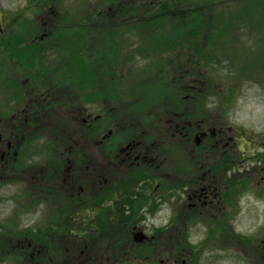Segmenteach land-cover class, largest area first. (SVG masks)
Segmentation results:
<instances>
[{
    "label": "flooded vegetation",
    "instance_id": "af4514ba",
    "mask_svg": "<svg viewBox=\"0 0 264 264\" xmlns=\"http://www.w3.org/2000/svg\"><path fill=\"white\" fill-rule=\"evenodd\" d=\"M37 1L40 9L65 6L64 0ZM34 20L30 21V45L51 36V29L59 22L57 17ZM2 32L4 29L0 27ZM4 38L0 34V44ZM7 52L11 56L13 51ZM13 57L5 58V65H0V188L3 191L0 200L9 196L5 184L11 179V170L19 166L27 186L35 190L37 218L41 217V221L36 223L33 234L10 235L8 228L13 229L16 218L3 210L0 249L5 254L13 251L25 255L30 250L31 259L36 255L41 259L46 246L44 241L39 242L43 240V209L49 201L53 214L47 216L52 218L70 217L71 213L85 215V212L90 216L106 211V204L117 217L124 210L132 211L135 204L150 200L158 190L169 212L183 219L181 225L193 221L194 216L206 215L202 219L219 220L224 223L221 228H229L226 223L229 217L219 214L218 207L222 205L225 209L232 205L235 184H239V191L252 185L257 193L261 187L262 193L264 174L251 183L254 180L245 168L236 170L244 163L234 160L232 137L217 119L210 124L211 121L194 119L184 111H177L174 117V112L165 120V135L156 140L150 132L151 125L143 119L138 121L135 111L127 104L124 105L127 119L123 117L122 105L118 111L107 106L103 72V78L97 77L95 71L92 75L91 68L86 67L85 77L81 79L80 70L75 67L57 70L56 66H44L42 58V67H34L31 58L23 65ZM92 88L100 90L98 97L92 98ZM92 104L97 113L92 112ZM161 144L171 151L166 156L155 157L154 148ZM32 157L35 162L27 166ZM163 165L162 173L156 174L155 167ZM155 175H158L156 185ZM62 228L69 232L68 237L74 232L72 226ZM60 229L51 226L49 231L59 233ZM134 229H130L131 233ZM48 240L53 246L54 239ZM255 251L262 257L264 246Z\"/></svg>",
    "mask_w": 264,
    "mask_h": 264
},
{
    "label": "rangeland",
    "instance_id": "374dc122",
    "mask_svg": "<svg viewBox=\"0 0 264 264\" xmlns=\"http://www.w3.org/2000/svg\"><path fill=\"white\" fill-rule=\"evenodd\" d=\"M75 1L66 4V6L71 9L70 13L74 10L73 15H77L76 10H78ZM98 1L101 2V0ZM143 2L145 4L146 1L144 0ZM22 4L25 6L22 7ZM213 4L217 6V9L205 11L203 8L207 6L211 8ZM262 5L264 6V0H192L190 7L194 8L195 12H201L202 15L197 13L195 21L193 19L189 20L187 23L189 28L193 23L198 25L201 24L203 27L202 33L206 34L210 29L209 27L214 25L213 22L217 21L220 26L218 32L220 37L226 38L230 35L233 36L232 39L225 42L226 44L220 42L221 47L224 50L227 47L229 51L236 52L230 53L231 55L235 56L236 54L238 56L235 57V59H237L236 61L231 62L233 66L226 64L224 61L229 52L227 51L224 56L222 49H220L218 54L214 56L215 60L212 66H210V62L205 65V67L208 68L205 72V81L204 76L201 75L202 80H199L201 87L197 94H191L187 90L189 87L187 83L189 81L188 79L184 80V78H178L177 75L182 72V69L171 70L170 68H162L159 66L153 67L148 71L150 75L145 73L140 76L136 73L138 70L142 72L141 69L146 66L147 60L142 57L138 58V56L133 57L132 63H126L116 68V66L120 65L123 61L120 59V63H114V58L117 56V45H112L114 38L111 31L103 32L110 35L105 38L108 42L104 53L107 58L106 64L103 62L101 68H99L96 66L97 62H94L92 69L95 67L94 71L96 72V76L99 77L101 75L103 78V73L107 75V71L116 68L114 72H117L121 76H118V78L113 81L117 86L123 84L120 86V89L116 90V92L120 93L118 100L124 101V98H126L125 103L132 102L131 100H133L137 105L142 104L140 106L141 112L147 114L146 112L148 110L149 118H146V122H148L149 127L151 125L150 132L153 133L155 139L165 135V120L168 116H172L174 112L175 117L177 111H184L186 115H192L194 119L207 118L214 120L215 118L217 122L226 121L227 126H238L240 130L237 132L238 135L234 137L231 134V136H233L234 142L237 141L236 146L242 145V138L247 142L243 152L244 168L246 172L250 174V178L254 180L253 182H255V179L262 176L264 172V147L261 146L264 142V65L262 64L261 66L257 62L262 58V49L264 47V43H262L261 40V37L264 39V15L262 14ZM35 7L36 0H0V27L5 29V32L0 34H3V38L5 37L2 41L8 43L13 49L12 54L17 57L23 65L26 59L31 58V61L34 62V67H42L40 62L42 44L32 47L27 45L21 49L18 48L19 42L28 38L31 25V22H29V15L36 11ZM143 7L145 8L147 18H150L151 10H149L147 6ZM47 8L44 11L42 10L41 14L32 16V20L40 16L43 20L50 18L51 13ZM59 12L64 13L65 10L63 9ZM215 13L218 14L217 18L213 19L212 17ZM120 24L125 25L126 22L122 20ZM111 25V23L107 24V27L109 28ZM78 28L79 27L76 26L66 32L69 35L68 38L74 39L73 44L75 49H77L76 45L83 39L80 33H86V30L78 31ZM94 28H98V26ZM103 30L104 29H102L101 32ZM210 30L211 34H217L215 28ZM53 31L54 28L51 29L50 32L53 34ZM5 33L8 34V36H6ZM40 33H43V28L41 27ZM123 33L130 34L129 31H124ZM142 37L145 39V48L151 49L153 45L151 41L152 36L147 33L145 35L143 34ZM91 39L92 41L87 39V43L89 44L90 41L91 46H94L96 38L91 37ZM137 39L138 37L134 41H127L129 44L126 45H124V43L120 44L119 49L123 47V52L127 55V49L132 52L136 49L137 45L139 46ZM42 41H48L50 44L52 43V39L49 38H44ZM74 46L67 43V48L65 49H73ZM95 48H91V52L95 53V50H97ZM111 49L115 50L113 56L110 55ZM5 51L6 48L0 45V55ZM44 51L48 50L45 49ZM76 56L71 59L70 64L72 63L71 65L73 67L77 64L81 67L83 62ZM46 58L48 62L57 58L58 63L55 65L57 70L66 68V65H68L64 53H58L57 55L50 53L49 56L48 54L47 56L44 55V65H47ZM244 61L245 63H243ZM227 62H229V60H227ZM10 66H12V64ZM188 67H191V65ZM132 68H138V70L134 71ZM12 69L14 70L15 68L12 67ZM79 76L81 79L84 78V72L81 71ZM149 81H152L154 84L148 83V85L152 87L150 89H148V85L146 84V82ZM146 91L151 93V97L148 101H144L143 95ZM108 92L110 93V90H108ZM148 92L146 93V97H148ZM117 95L118 94L111 96V100L109 99L107 106L115 107V111H118L116 109L122 105L121 111L123 117L127 119L125 116L127 114L126 106L115 99ZM184 96L188 97L184 98ZM92 112H98L93 104ZM145 114H143V116H145ZM134 115L136 118L141 117L139 112H137V114L134 113ZM142 125L144 126L147 124L142 123ZM243 135L246 136L241 137ZM247 148H250V151ZM170 151L168 147L164 148L161 144L158 147L155 146L154 156H166ZM259 153L262 154V159H258L257 155ZM94 156L98 158L97 154ZM163 168L164 165L160 168L155 167L156 174L162 173ZM18 183L26 189V181H19ZM234 188L235 191L238 192L239 184L236 183ZM10 189V193H13L14 196H23L24 198L25 192L20 186L16 188L11 186ZM2 193L3 191L0 190V194ZM233 202H235V200H233ZM144 203V207H142L136 215L134 214L139 204H135L131 212L122 215L119 222L131 218L130 225L135 224L137 228H141V230L145 231L149 236V240L154 237L152 242L144 246H142V244L133 243L132 233L130 232V229L132 230L133 227H128L123 223H119L116 228V219H110V213L105 212L103 215L96 213L90 216H82L81 213L80 215L71 213V218H67L69 225L72 224L73 217L78 226L82 227L86 219V224L88 222L99 223L101 220L103 221L107 218H109V220L101 222L98 225L96 224L89 229L91 234L99 233V237L94 236L92 238L91 244L79 246L75 250H72L70 247L69 250H66L68 253L64 256H62V250L59 249V244L65 242V235H53L55 239V243L53 244L56 246L53 245L54 250L50 248L47 249V253L51 256L54 251V255L52 254V256H54V261L51 263V261L47 262L44 260V264H163L159 261H165L168 255H170V257H177L182 252H185L182 257L185 255L188 256L190 262H194L195 264H258L260 262V264H263L262 257H264V255L261 257L258 252H255L253 255V253H248V251L252 249L250 246L258 243L260 240L262 242L264 241V183H262L261 195L255 194L252 186L244 191L243 194L241 192V195L238 196L236 201V205H234L233 216H229L231 215L230 207L224 209L222 205H220L218 207L219 214L224 215L223 217L227 215L230 219H233V223L229 221L232 225V230L229 229L224 231L226 234L222 235L217 229H212L205 241L204 238L209 230L208 224L202 218L206 215L198 216V218L194 216V218L191 219L193 221H188L189 224H187L186 227L184 223L181 225L183 219L178 217L174 222L173 231L163 234V230L168 223L170 215L164 198L153 195L150 201L145 200ZM51 204L52 202L49 201L46 208H44V215L42 217L43 224L47 222L46 215L53 214L49 208ZM7 205L12 208V199ZM151 207H153V209H151ZM238 209L239 213L235 215ZM25 210L29 215L28 223H26L25 226H27L26 229L28 232L33 234L34 225L31 224V222L35 221L38 223L41 221V217L35 220V215L38 216L39 213L33 206H28ZM184 217L186 218L185 215ZM2 221L3 219L0 216V222L2 223ZM23 228L24 225H22L20 221H17L14 223L13 229L8 228V233L10 235L21 233L19 231ZM177 228L185 229V238H183L181 230H176ZM226 238H228L231 245L218 244L221 241H225ZM72 241L74 244L75 237ZM39 242H43V240H39ZM203 242L206 248L203 246ZM233 242L236 243L235 246L243 243L248 248V251L244 248L240 249L239 247H234ZM184 243H186V247L188 243L187 250L190 251L191 255L186 252ZM80 247L82 248L81 252L79 251ZM121 247L122 249L120 250ZM143 248H145V252ZM150 248L151 251L149 252ZM110 250L115 251L108 254ZM118 251L120 252L118 253ZM143 253L144 255L148 254V260L144 261V258L138 256V254ZM253 256L257 258L258 262L253 260ZM9 257L10 258H5L0 255V259H3L0 260V264H30L27 259L25 261V258L13 259L11 255ZM188 257L186 258L189 260ZM180 261L181 260H178L176 264H180Z\"/></svg>",
    "mask_w": 264,
    "mask_h": 264
},
{
    "label": "trees",
    "instance_id": "16d2710c",
    "mask_svg": "<svg viewBox=\"0 0 264 264\" xmlns=\"http://www.w3.org/2000/svg\"><path fill=\"white\" fill-rule=\"evenodd\" d=\"M262 14L264 15V12L262 11ZM196 15L197 14H192L190 16V19L192 20H196ZM217 13L214 14L213 19L217 18ZM186 21L188 20L187 14L185 15ZM214 25H211V27H209L210 29H214L217 31L216 37H217V44H216V38H214L215 34H211L210 33V29L207 31L206 35L200 37L198 40L201 41L202 46L201 49L203 48V52H212L215 50V53H218V51L220 50V48L222 49V47L220 46V48L218 47V32L220 29V26L218 25L217 21L213 22ZM225 26V25H224ZM223 26V27H224ZM188 28V30L194 31L195 34L199 35L198 33L202 34V25H198L196 23L191 24V27L189 28L188 24L186 26ZM201 36V35H200ZM262 43H264V40H262ZM216 45V47H215ZM224 54V52H223ZM207 55H205L204 57H206ZM236 56V55H235ZM262 64L264 65V49L262 50Z\"/></svg>",
    "mask_w": 264,
    "mask_h": 264
},
{
    "label": "water",
    "instance_id": "95a60500",
    "mask_svg": "<svg viewBox=\"0 0 264 264\" xmlns=\"http://www.w3.org/2000/svg\"><path fill=\"white\" fill-rule=\"evenodd\" d=\"M135 240L141 241L142 240V237L140 235H138L137 237H135Z\"/></svg>",
    "mask_w": 264,
    "mask_h": 264
}]
</instances>
